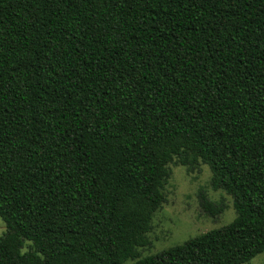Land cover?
Instances as JSON below:
<instances>
[{
	"label": "trees",
	"instance_id": "trees-1",
	"mask_svg": "<svg viewBox=\"0 0 264 264\" xmlns=\"http://www.w3.org/2000/svg\"><path fill=\"white\" fill-rule=\"evenodd\" d=\"M174 157L236 216L140 259ZM0 219V264L263 253L264 0H0Z\"/></svg>",
	"mask_w": 264,
	"mask_h": 264
},
{
	"label": "rangeland",
	"instance_id": "rangeland-1",
	"mask_svg": "<svg viewBox=\"0 0 264 264\" xmlns=\"http://www.w3.org/2000/svg\"><path fill=\"white\" fill-rule=\"evenodd\" d=\"M167 169L169 177L161 189L164 202L153 215L152 227L147 234L151 245L139 249L140 259L224 227L236 216L232 198L224 191L211 187V172L206 164H193L190 157H174ZM200 193L206 194L217 206H223V212L216 217L205 214L199 203ZM5 232V224L0 219V236ZM26 251L28 243L23 249V252ZM134 262L127 261V264ZM245 264H264V251Z\"/></svg>",
	"mask_w": 264,
	"mask_h": 264
}]
</instances>
